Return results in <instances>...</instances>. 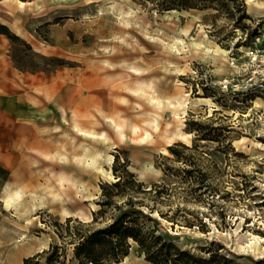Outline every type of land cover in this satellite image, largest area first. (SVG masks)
<instances>
[{"label":"rangeland","instance_id":"rangeland-1","mask_svg":"<svg viewBox=\"0 0 264 264\" xmlns=\"http://www.w3.org/2000/svg\"><path fill=\"white\" fill-rule=\"evenodd\" d=\"M263 24L264 0H0V264L60 246L55 224L90 222L128 167L167 189L145 199L153 235L264 264V99L221 85ZM130 244L116 264H149Z\"/></svg>","mask_w":264,"mask_h":264},{"label":"trees","instance_id":"trees-1","mask_svg":"<svg viewBox=\"0 0 264 264\" xmlns=\"http://www.w3.org/2000/svg\"><path fill=\"white\" fill-rule=\"evenodd\" d=\"M159 6L172 9L164 4ZM166 191L163 184L152 183L148 188L123 169L117 181L101 187L100 200L96 203L99 208L92 213L90 222L69 217L63 225L55 224L60 246L50 245L49 249L25 258L22 264H68L69 246L76 264H116L128 256L130 242L136 244L149 264H207L208 260L197 259L164 241L161 235H153L159 222L152 216L154 208H149L145 199L157 204L161 194L168 195ZM143 208H148L149 213ZM98 222L105 225L94 228ZM148 223L153 224L152 229Z\"/></svg>","mask_w":264,"mask_h":264},{"label":"built area","instance_id":"built-area-1","mask_svg":"<svg viewBox=\"0 0 264 264\" xmlns=\"http://www.w3.org/2000/svg\"><path fill=\"white\" fill-rule=\"evenodd\" d=\"M258 41V38L251 41L252 45L247 48L246 61L243 63L245 74L241 84L223 81L221 83L223 89L227 90L229 87L233 92L241 91L247 95L257 93L258 97L264 99V51L260 49L261 46H258Z\"/></svg>","mask_w":264,"mask_h":264},{"label":"bare ground","instance_id":"bare-ground-1","mask_svg":"<svg viewBox=\"0 0 264 264\" xmlns=\"http://www.w3.org/2000/svg\"><path fill=\"white\" fill-rule=\"evenodd\" d=\"M255 0H247V2L248 3H252V2H254ZM221 51V53H222V57H225V55L227 54V52H225V51H222V50H220ZM151 169V168H150ZM128 170L131 172V168L130 167H128ZM153 170V169H152ZM145 171V170H144ZM146 171H148V169H146ZM145 171V172H146ZM155 171V170H154ZM139 177L141 178V177H143V171L142 172H139ZM17 194V193H16ZM68 217H69V215H68ZM255 240H254V242H255V245H256V247H257V245H258V241H259V239L258 238H254ZM24 240H25V236L24 235H21L19 238H18V240L16 241L17 243H22V242H24ZM261 242L262 243H264V240H261ZM256 251H257V248H256ZM26 253H28V249H27V247H22V248H19V249H17L16 251H14V252H12V259H16V258H18V257H20L22 254H26ZM127 259V256L124 258V260L123 261H125Z\"/></svg>","mask_w":264,"mask_h":264}]
</instances>
